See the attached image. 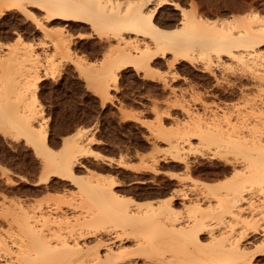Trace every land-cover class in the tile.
<instances>
[{
	"label": "bare ground",
	"instance_id": "1",
	"mask_svg": "<svg viewBox=\"0 0 264 264\" xmlns=\"http://www.w3.org/2000/svg\"><path fill=\"white\" fill-rule=\"evenodd\" d=\"M165 1L159 0L148 10L149 0H0V17L5 18L0 23V123L15 131L11 132L13 137L24 132L32 144L48 145L47 128L43 123L41 126L39 120L43 118L40 117L42 110L36 105V90L50 61L47 48L54 46L62 57L76 54L70 47L75 38L74 32H70L71 26L84 29L92 25L96 30L109 33L107 42L111 43L109 40L114 38V61L98 65L91 64L85 56L74 59L81 75L88 83L95 81L94 89L103 95L109 92L110 85H116L119 68L149 71L164 61L173 72L180 69L190 73L208 71L207 78L199 84L204 95L181 100L183 116L171 121L175 126L171 128L174 140H168L162 159L167 162L164 168L181 171L158 180L156 174L162 171L157 164L160 157L155 161L152 158V183L147 190L135 186V193L140 197L144 194L158 196L155 203H145V206L134 195L121 194L126 185L119 179L91 180L96 196L101 197L104 204L84 207L86 209L80 206L85 211L79 207L82 210L77 209L79 212L75 215H80L74 217L68 216L70 209L65 213L62 208L57 209L58 206H31L21 201V206L1 211L3 221L10 228L5 229L6 232L0 229V264H43L47 258L53 260V264H139L140 256L151 258L144 250L150 243L144 237H153L149 241L155 246L162 239H173L177 235L198 244L203 243L205 237L209 239L208 244H200L203 251L191 264L236 261L249 264L253 257L264 255V18L250 9L240 16L230 14L228 18L211 20L193 5L176 8L178 3L171 2L180 14V26L167 28L163 27L165 21L161 26L155 20L157 8ZM21 14L44 37L38 41L32 38L36 31L31 32V23L30 26L21 22ZM238 20L246 27L237 29ZM57 25V37L49 36L47 31L52 29L48 27ZM26 35H30L31 40L26 39ZM104 45L98 47L103 49ZM96 48L91 46L89 50ZM227 59L241 68L233 65L231 69ZM224 72H231L235 78L223 79L221 73ZM244 76L250 77L251 83L243 80ZM251 88L262 93L252 94ZM38 121L40 127L35 124ZM65 142L62 143L64 152L58 159L47 152L42 154L45 170L42 182L45 184L38 186L39 189L52 187L51 182H57V172L63 171L74 180L76 168L83 165V156L90 149L85 145L89 142L85 145L79 141ZM191 154L198 155L192 158ZM205 157L210 159V165L204 162ZM196 174L225 178L222 183H213L197 178ZM135 178L138 181L141 175L136 174ZM59 179L63 180L58 176ZM221 184L225 190L217 192ZM116 187L123 189L119 188L118 193ZM243 210L249 217L244 214V220L242 215L243 229L236 236L235 227L229 221L238 222ZM101 218L111 223L124 218L128 222L136 223V220L150 225L145 228L144 223L138 225L141 237L134 239L114 227L88 228L94 222L102 224ZM73 220L81 225L79 229L74 226L77 231ZM82 226L87 228L82 229ZM16 250L19 255L11 253ZM43 253L48 256H42ZM172 257L175 259L173 254ZM172 257L165 261L159 258L158 262L157 258L154 261L149 258L152 262L142 264H172ZM182 262L188 264L185 260Z\"/></svg>",
	"mask_w": 264,
	"mask_h": 264
},
{
	"label": "rangeland",
	"instance_id": "2",
	"mask_svg": "<svg viewBox=\"0 0 264 264\" xmlns=\"http://www.w3.org/2000/svg\"><path fill=\"white\" fill-rule=\"evenodd\" d=\"M158 1L159 0H149V4H146V8L150 10ZM171 2H177L186 8H190V6L193 5L197 7L199 13L204 14L211 20L218 17L220 19L228 18L232 15L240 16L248 13L250 9L251 11H256L259 16L264 18V0H184L183 3H181L180 0H166L157 8L156 17L158 18L155 17V20L161 26H163L162 24H165V22L166 24L168 23L169 25L165 24L163 26L167 28L180 26V14L178 10L173 8ZM230 6H233V8ZM25 18L26 17L21 14V22L30 25L31 22ZM1 21H5L3 16L0 17V23H2ZM31 27H33V29L31 28V32L34 33L36 31L32 38L35 37L34 39L38 41L42 38L43 34L35 29L34 25ZM51 27L52 28L48 27L52 29L51 31H47L48 35H56L57 37L58 34L56 29L59 28L58 25ZM236 27L237 29H243L246 25L244 22L238 20L236 21ZM71 31L74 32L73 37L75 38L74 42H71L70 47L76 54L66 56L62 53V57L55 51L53 48L54 46L48 45L47 50L49 49L50 61L48 62L49 64L46 63V68L44 70L46 74H43L45 76L42 75V79L36 90L38 99L36 105H39V109L41 107L42 111L40 112L42 114L40 113L41 115H39L43 118H41L42 120L39 119L42 122L38 121L35 124L37 126L41 124L42 126L43 123L47 128L48 145L44 146L30 143L27 141V136L24 132H22L21 135H15L13 137L11 134L13 129L5 123H0V229L2 231L4 230V232L10 228V225L8 226L7 223L3 221L1 216L3 212L1 211H6L10 206H21V201H24L26 203L25 205L31 206H37L38 204V206L41 204V206H52L54 208L58 206V208H56H62L63 210H61L65 213L70 209V211H67V214L68 216L70 214L69 217H74L80 215L79 213L75 215V213L81 212L84 207L102 206L104 204V202H101V197L96 196L91 186V180L96 182V180L105 179V181L108 182L112 179H119L124 181L126 186L124 189L123 187H116L118 189H123L122 192L120 189H115L118 193H125L124 195L127 194L126 196L131 197L134 195L136 199L141 200L143 205L145 203L151 204L158 200V196H152L154 197L152 198L144 194L140 197V195L135 193V186L138 185L141 187V190L142 188L147 190L148 185L151 184L152 179H154L150 176L153 174L150 166L155 161V158L160 157L159 159L157 158V164L159 163L161 167L157 166L159 169H162L159 175L156 174L158 180H160V178L162 179L163 176L166 177L171 173H179V171H181V169L170 170V168L167 169L168 167L164 168L167 162L164 163L162 159V155L165 153L164 151L168 146V140H174L171 135L175 126H173L174 124L171 121L182 118L184 109L182 103L184 100L188 101L198 94L204 95L202 94L203 91L200 90L199 84H202L203 78H207L206 73L208 71L204 72V70H199L201 73L199 71L190 73L180 69L173 72L174 70H170L172 68H169L164 61L148 69L149 71L136 70L133 67L119 68L116 85H110L109 92L103 95L96 92L94 89L96 84L95 81L88 83L86 78L81 75L76 64H74V59L85 56L91 64L98 65L104 61H114L116 54L114 38L111 37L112 39L109 40L111 43L107 42L110 36L109 33L104 30H96L92 25L86 28L84 27V29H76L71 26L70 32ZM25 37L31 40L30 35H26ZM46 38L50 39V37ZM100 44H102V46L105 44L104 50L98 47ZM91 46H97L96 50L90 51L89 47ZM50 53L54 55L52 56ZM229 61L227 65L231 69L233 65L235 66L234 68H241L235 61H233L234 63L231 60ZM236 64L239 67L236 66ZM219 71L218 75H220ZM230 73L231 72H224L223 74L221 73V76L224 77H222L223 79H234L235 76ZM203 74L205 75L204 77ZM243 80L250 81L249 83H251L252 79L250 77H245ZM170 87L173 88V92L170 91L172 90ZM193 88H195V90ZM196 89H198L200 93L196 91ZM250 90H252V94L258 92L264 93L263 90L261 92V90L257 91L254 88ZM253 91H255V93ZM206 96H208V94ZM208 102L210 103V100ZM172 127L173 129H171ZM14 133L15 131L13 134ZM64 140L66 141L65 143H70L71 141L83 142L82 144L84 145L87 144L86 142H89L87 146L85 145V147L89 146L90 149L83 156V165L76 168L77 174L74 176V180L63 171L61 173L57 172V176H55V178L57 177V182H51V184L53 183L56 185L53 186L52 184V187H40L39 189L38 186H44L45 184L42 182L45 171L43 170L44 160L42 154L47 152L58 159L64 152V146L62 145ZM193 141L195 140L193 139ZM205 149H207V147ZM195 155L191 154L192 158H194ZM152 158L154 159L153 162ZM219 158L220 157H216L217 160ZM203 160H205L204 162L206 165H210L209 158L206 160L205 157ZM54 168L56 169L55 166ZM87 172L93 175H88ZM136 174L141 175L140 179H144L143 181L145 182L141 183L140 179L136 181ZM197 175L198 174H196V177H199L201 180L214 181L215 183H222L223 178H225V176H219L220 178L216 177V179H214V177L205 178L203 175ZM58 176L63 178V180L65 179V181L58 180ZM140 187L138 188L140 189ZM222 188L217 187V192L225 190V187L222 186ZM38 189L40 191H38ZM146 204L145 206H147ZM72 206L76 207L71 210ZM84 209L82 211H85ZM245 212L247 211H242L243 214H241V218L238 221L239 223L236 221H234L235 223L231 222V220L229 221V223H232L235 227L236 234H240L243 229V225L241 226V224H243L242 219L245 215V217L248 215V212L247 214ZM107 218L110 220L114 219L110 217ZM109 219L106 220L105 218H101L100 221L102 224L98 223V225H96L94 222L93 224L91 223L88 228H92V230L93 228L102 230V228L106 226L108 228L114 227L115 230H119L118 232H127L126 234L133 237V239L141 237L138 235L141 233L139 226L144 222L140 224V222L134 220L136 223H132V220L128 222L127 219L117 218L114 220L116 222L113 223L112 221L111 223ZM119 219H121V221H119ZM72 222L73 227H76V225L78 229L81 227L77 222L74 223V220ZM14 224L15 222L13 226L16 225ZM147 224L148 223L145 225L144 223L143 225L145 226L143 227H149L150 224H148V226ZM98 226H102L101 229L98 228ZM153 226L155 227L156 225ZM76 228L74 230L77 231ZM83 228H87V226H82V229ZM238 234L236 236H238ZM180 236L181 235H177L176 237L171 236L173 239L169 237H167V239L164 238L161 240V243L158 242L159 245L155 243V246L153 245L154 242L150 245V237H144L145 240H148V243L150 242L149 248L154 247L155 250L152 248L149 249V245L147 247L145 245L146 249L144 250L148 251L146 254L151 256V258H146V255L145 257L142 255L143 257L140 256L138 258L139 264H142L143 261L152 262L150 259L154 261L155 258H157L155 260L156 262H158L159 258L165 261L169 256L172 257V254L176 259L175 261L173 257L171 258L172 264H181L184 260V263L188 262V264H191L193 258L203 251V249H200V244L202 245L204 243V245H206L209 243L208 237L204 238L203 243L198 244L199 242L196 243L194 240H189L190 238L186 239V237H183L184 240ZM152 239L153 237L150 238V240ZM16 252L17 250L11 253L16 255L18 254ZM45 255L46 257L48 256V254H42V256ZM258 257H253L249 264H253L254 261H256V264H261L257 259ZM47 259V262L44 259L45 263L43 264H53V260L50 258ZM181 259L182 261L180 262ZM227 264L240 263L236 261Z\"/></svg>",
	"mask_w": 264,
	"mask_h": 264
},
{
	"label": "snow or ice",
	"instance_id": "3",
	"mask_svg": "<svg viewBox=\"0 0 264 264\" xmlns=\"http://www.w3.org/2000/svg\"><path fill=\"white\" fill-rule=\"evenodd\" d=\"M180 2L183 3L184 0H180ZM175 7H176V8H179V7H180V4H179V3L176 4ZM257 259L261 262V264H264V255H261V256L258 257ZM253 264H256V261H254Z\"/></svg>",
	"mask_w": 264,
	"mask_h": 264
}]
</instances>
